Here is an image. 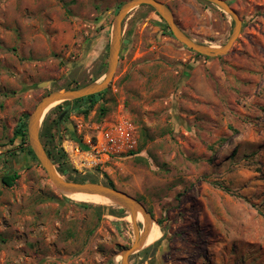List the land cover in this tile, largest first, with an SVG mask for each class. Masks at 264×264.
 Listing matches in <instances>:
<instances>
[{
	"label": "rangeland",
	"instance_id": "rangeland-1",
	"mask_svg": "<svg viewBox=\"0 0 264 264\" xmlns=\"http://www.w3.org/2000/svg\"><path fill=\"white\" fill-rule=\"evenodd\" d=\"M128 1L0 0V264H120L134 243L126 210L59 192L16 132L48 93L105 78ZM159 1L194 41L228 42L234 21L218 7ZM225 1L243 23L227 55L195 53L141 6L104 95L46 116L72 178L112 182L160 229L130 264H264V0ZM11 169L20 177L7 187Z\"/></svg>",
	"mask_w": 264,
	"mask_h": 264
},
{
	"label": "water",
	"instance_id": "water-1",
	"mask_svg": "<svg viewBox=\"0 0 264 264\" xmlns=\"http://www.w3.org/2000/svg\"><path fill=\"white\" fill-rule=\"evenodd\" d=\"M203 1L218 7L232 17L234 21V29L225 45L213 47L194 41L176 23L171 9L165 3L159 0H130L120 8L113 22L112 38L109 47L108 68L105 78L102 81L92 82L81 88L52 91L45 95L38 102L33 112L28 115V147L31 148L34 155L38 159V162L48 174L51 183L59 192L67 196L79 194L100 196L108 200L110 204H115L119 208L124 209L127 211V213H129L135 240L131 247L125 249L122 252V261L120 264H130V257L145 247L151 230V218L144 205L137 198L117 188H111L101 183H82L70 181L61 176L56 170L53 161L48 156L41 140L42 124L53 107H56L67 101H75L92 95L100 94L110 87L119 64L120 52L122 49L124 22L132 11L140 8L141 6L151 7L168 25L173 37L195 53L210 58L227 55L240 36L243 27L242 20L236 11L225 0ZM45 85L47 84L43 83L41 86ZM66 115L67 111H65L60 116V123ZM139 214H142L145 219V231L143 233H141L137 221Z\"/></svg>",
	"mask_w": 264,
	"mask_h": 264
},
{
	"label": "trees",
	"instance_id": "trees-1",
	"mask_svg": "<svg viewBox=\"0 0 264 264\" xmlns=\"http://www.w3.org/2000/svg\"><path fill=\"white\" fill-rule=\"evenodd\" d=\"M167 28L169 29L168 26H167ZM96 78H99V76L96 77ZM95 81L96 80L94 79L92 82H95ZM87 84H89V83H84V84L78 85L76 87L67 86L65 89L68 90V89L81 88V87H83V86H85ZM105 92L106 91H104V92H102L100 94H97V95H92V96H89V97H86V98H83V99H79V100H75V101L64 102V103L58 105L56 107V109H60V108H62V106H68V105H70V103H81V104H83L85 102H89L90 101L91 103L95 104L102 97V95H104ZM65 111H67V112L70 111L71 112V109H67ZM65 111H62L58 115L57 119H55L52 122V124L54 125L55 129H57V131L59 130V125H60L59 118ZM27 118L28 117L26 116L25 120L22 121V123L19 125V127H18L16 132H17V134H21L24 137V139H25V143H24L25 146L21 147V151L23 153L28 154L31 157L33 162L38 163V159L34 155L33 151L31 150V148L28 147ZM51 129H52V126L48 124V117H47L45 122H44V125H43V127L41 129V140H42V142L44 144V147L46 149V152H47L48 156L53 161V163L58 166L59 173L61 175H63V176H68V179L70 181L82 182V183L88 182V180H86V179L72 178L71 174H73V172H76V171L72 168L71 164L69 163L68 156L65 153V151L62 148H58L57 146H53L54 137H53V135H51ZM10 154L13 157V159L15 160V163H17L18 162V158H19V153H17L16 150H13V151L10 152ZM19 177H20L19 172L17 170H15V169H11L8 173H6V174H4L2 176L1 181H2V183L5 186L13 187L15 185L16 181L19 179ZM89 182L99 183L96 180H90ZM104 185H107V186H109L111 188H116V186L112 182L105 183ZM123 213H125V210L121 209L119 211V213H117V214L123 215Z\"/></svg>",
	"mask_w": 264,
	"mask_h": 264
},
{
	"label": "bare ground",
	"instance_id": "bare-ground-1",
	"mask_svg": "<svg viewBox=\"0 0 264 264\" xmlns=\"http://www.w3.org/2000/svg\"><path fill=\"white\" fill-rule=\"evenodd\" d=\"M70 198H75L76 200L77 199H81V200H92L94 202H97V203H101V204H107V203H110L108 200L100 197V196H89V195H69ZM84 201V202H85ZM90 202V201H89ZM93 202V203H94ZM138 222H142L144 223L145 219L142 215L139 214V217H138ZM161 236V231L160 229L154 225V224H151V230H150V233H149V237L147 239V242L145 244V246H149L151 243H155Z\"/></svg>",
	"mask_w": 264,
	"mask_h": 264
},
{
	"label": "built area",
	"instance_id": "built-area-1",
	"mask_svg": "<svg viewBox=\"0 0 264 264\" xmlns=\"http://www.w3.org/2000/svg\"><path fill=\"white\" fill-rule=\"evenodd\" d=\"M77 151L80 153V150L77 149ZM85 167H89V160H88V163L86 164L85 161L82 163Z\"/></svg>",
	"mask_w": 264,
	"mask_h": 264
}]
</instances>
